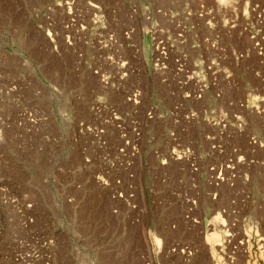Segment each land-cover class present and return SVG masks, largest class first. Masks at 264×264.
Segmentation results:
<instances>
[{
    "label": "rangeland",
    "instance_id": "1",
    "mask_svg": "<svg viewBox=\"0 0 264 264\" xmlns=\"http://www.w3.org/2000/svg\"><path fill=\"white\" fill-rule=\"evenodd\" d=\"M0 176V264H264V0H0Z\"/></svg>",
    "mask_w": 264,
    "mask_h": 264
},
{
    "label": "built area",
    "instance_id": "2",
    "mask_svg": "<svg viewBox=\"0 0 264 264\" xmlns=\"http://www.w3.org/2000/svg\"><path fill=\"white\" fill-rule=\"evenodd\" d=\"M69 9H71V7H69ZM69 14H72V12H71V10H70V12H69ZM51 37H52V35H51ZM110 40L111 41H115V34H111L110 35ZM117 52H119V51H117ZM123 78V77H122ZM102 80L105 82V83H107V76L105 75V74H103L102 73ZM120 87L122 86V87H124V84L122 83V84H120L119 85ZM118 90H120V88H118ZM127 99H128V101L131 103V104H138L139 103V101H138V96H139V94H138V92L137 91H132V92H130L129 94L127 93ZM149 117L152 119L153 118V116H152V113L151 112H149ZM116 119H120V117L119 116H117L116 117ZM119 127H121V125H119ZM228 168H230V166H228ZM6 179V181H11L10 179H8V178H3V177H1L0 176V181H4ZM221 179V181H224V178H221V176H218L217 177V180H220ZM119 196L123 199V197H124V195L122 194V193H119ZM130 197H133V195H130ZM124 201L127 203V205L130 207V208H133L134 209V203L132 204V202H130L129 201V199L127 198V196H126V198H124ZM14 203L15 202V200L14 199H12L11 198V196H10V193H9V191L7 190V188H5V187H1L0 188V208L5 204V203ZM226 231H227V234H226V242H228V243H230L231 241H230V237L232 236V234H231V232H229V229H226ZM14 242H15V244L19 247L20 246V249L21 250H23V249H26V248H28L29 246L24 242V241H22V240H18L17 238L16 239H14ZM10 256H17V257H20L19 259L21 260V264H26V262H27V260L24 258V257H22V256H31V255H28V254H26L25 252H23V251H21L20 253H14V254H11ZM32 256H35V254L34 255H32ZM18 259V260H19ZM31 261L32 262H34V259H32L31 258ZM28 264H31V263H28Z\"/></svg>",
    "mask_w": 264,
    "mask_h": 264
},
{
    "label": "crops",
    "instance_id": "3",
    "mask_svg": "<svg viewBox=\"0 0 264 264\" xmlns=\"http://www.w3.org/2000/svg\"><path fill=\"white\" fill-rule=\"evenodd\" d=\"M61 233H63V232H61ZM56 239H57V241H58V245H59V243H61V241H60V239H62L63 238V236L64 235H62V238H61V235H60V231H59V228H58V231H56ZM74 238H75V236L73 237V241H74ZM91 240V237H90V235H85L84 236V241L86 242V241H90ZM150 241V247H151V250H152V252H149L148 254H146L145 256H164L163 254H162V248L164 247V244H161V246L160 245H158V243H156V241L155 240H149ZM69 241L67 240V245H68V248L69 249H71V246H70V244L68 243ZM99 244V246H100V243H98ZM176 244H178V243H176ZM179 245V244H178ZM85 248V247H84ZM86 250H87V248H85ZM85 251V250H84ZM74 257H75V252H73V250H72V253H71ZM71 254H69L68 256H71ZM142 254H140V256H141ZM57 256H59V252H57ZM61 256H64V254L62 253L61 254ZM104 256H105V254H104ZM123 256V255H122ZM125 256H139V255H135V254H133V253H130V254H126ZM143 256V255H142ZM193 256H199L198 255V253L197 254H195V255H193ZM113 257L114 256H109V262L111 263L112 261H113ZM106 264H107V262H106Z\"/></svg>",
    "mask_w": 264,
    "mask_h": 264
},
{
    "label": "bare ground",
    "instance_id": "4",
    "mask_svg": "<svg viewBox=\"0 0 264 264\" xmlns=\"http://www.w3.org/2000/svg\"><path fill=\"white\" fill-rule=\"evenodd\" d=\"M92 6H94V7H96V8H98V6H96V5H94V4H91ZM99 9V8H98ZM2 207H5V205H3ZM223 222H225V220H223ZM224 224V223H223ZM224 225H226V224H224ZM225 227V226H224ZM227 232V231H226ZM213 236H212V239H210L211 241H212V244H213V246H214V243H217V241L220 239L219 237H218V235L215 233V234H212ZM219 238V239H218ZM159 241V240H158ZM220 241V240H219ZM210 242V241H209ZM158 243V242H157ZM158 245H160V243L158 244Z\"/></svg>",
    "mask_w": 264,
    "mask_h": 264
}]
</instances>
